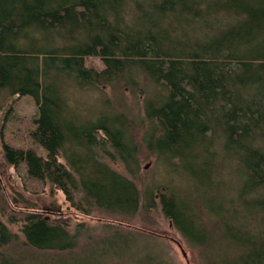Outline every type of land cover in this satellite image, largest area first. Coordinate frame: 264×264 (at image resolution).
I'll return each instance as SVG.
<instances>
[{
    "label": "trees",
    "instance_id": "trees-1",
    "mask_svg": "<svg viewBox=\"0 0 264 264\" xmlns=\"http://www.w3.org/2000/svg\"><path fill=\"white\" fill-rule=\"evenodd\" d=\"M93 57L102 70L87 64ZM71 82L139 91L144 118L107 99V113L81 121L67 98ZM9 96L32 98L37 115L6 107ZM0 119L4 165L25 192L61 190L105 234L147 242L148 264H176L156 253V199L173 228L204 248L203 264H264V0H0ZM146 123L142 145L165 171L225 193L230 208L219 197L214 206L195 204L198 194L183 199L171 180L139 186ZM229 169L242 178V205L237 179L230 189L215 178ZM2 184L0 264H72L70 248L89 226L72 231ZM6 208L10 222H22L21 242L2 220Z\"/></svg>",
    "mask_w": 264,
    "mask_h": 264
},
{
    "label": "rangeland",
    "instance_id": "rangeland-1",
    "mask_svg": "<svg viewBox=\"0 0 264 264\" xmlns=\"http://www.w3.org/2000/svg\"><path fill=\"white\" fill-rule=\"evenodd\" d=\"M87 64L90 67L96 68L98 70H102L104 68L103 62L97 57L88 59ZM67 94L71 108L75 113L78 114V119L84 122L94 121L96 118L100 117V115L107 113V111L110 110V108H107L105 105L107 99H110V104L113 107H118V104L120 106L123 104L125 110H127L129 115L136 119L138 123H140V119L142 117L144 118L143 103L145 96H143V93L138 91L137 96L139 98H135L128 87H125L124 93L122 94L118 85L117 87L101 86L100 88L93 87L84 89L78 87L75 82H71V86H69ZM5 104L6 107L14 105L18 112H20L22 115H37L38 113L37 106L34 100L30 97L19 98L17 96H9ZM146 127L147 123L144 125V127L139 129V142L141 144L139 159L143 174L141 175V179L138 181L141 188H144L146 184H152L154 181L164 183L169 180L167 183H170L171 181L174 182V184H176L175 187H178L177 189L181 187L184 188V192L180 193L183 199L193 202V196L198 194L196 198L199 200L195 204H198L201 201L202 203H208L210 206H214L212 204H217L215 199H218L219 197L223 198V200H226L225 205L227 207L230 205V202L227 200L228 197L226 198L225 193L217 192V196L212 193V191L207 192L205 189H203L204 187L201 188L198 184H196V186L199 189L195 188V182H193L191 178V181L188 179L186 181L184 178H182L183 176L168 174L164 167L159 164L162 162L158 159V157L148 153L145 146L142 145V136L146 131ZM61 161L65 162L64 159H61ZM107 162L114 169L125 173V170L121 164L110 161L109 159ZM4 164L2 144L0 140V178L3 182L2 188L9 197H12V194H16L20 196V199H28L29 201L39 203L43 208H45V211L52 220H57L61 223L64 222L70 225L73 228H71L72 231L75 230V227L83 223L89 226L88 232L84 233V236L79 238V240L74 244L73 248H70L69 259L73 258L70 263L74 264V261L78 260V264H148L149 256L146 255L147 253H144L145 249H143L145 246L148 247L147 242L139 241L134 243L131 240L128 241V239L120 241L115 236H113V230H110V232L105 234L102 232V225H100L96 219L84 218L83 215L75 211V209L71 207V204L66 200L65 194L61 190H55L52 192V189L47 188L45 192L38 195L25 192L15 169ZM147 166L148 168L145 169ZM215 178H220L222 183H226V185L229 186L227 188L230 189L236 179L238 180L237 182L240 184V186L242 184V178L238 174L237 176L233 174L230 169L228 172L218 170L217 176H215ZM240 186L237 187V191L234 196L241 204L242 195ZM163 190L166 191L167 189L162 188V191ZM185 191L188 192L185 193ZM155 193L157 195V192ZM156 200L158 207L150 212V217L151 220L156 223L158 232H160L163 236V248L161 247V249H157L158 251H156V253H158L159 256H161L163 253V255L170 257L171 260L176 264H203V255H205L204 248L199 246H191L180 235V233L173 228L171 223L165 219L161 211L159 200ZM239 203H237V206L241 211L242 208L240 206L242 204L240 205ZM5 211L6 213L1 214L2 220L6 223L8 228L18 236L19 242L23 241L24 235L21 231L22 222H10V217L13 215L12 208H6ZM14 213L16 214V212ZM216 231L219 233V228L215 229V232ZM224 232L225 227L222 229L223 234ZM169 237H173L172 239H176L182 245L184 251L186 252L187 259L184 257L183 252L176 241L174 242ZM218 244L219 247L222 246L221 242ZM214 247H216V245ZM138 249H141V252L143 251V253L138 254L136 252ZM214 249L216 250V248ZM215 250H212L213 254L215 253ZM13 253L19 255L17 249H15ZM39 255V257H41L40 259H46L48 257L42 253ZM31 259L35 260L36 258L31 257ZM48 264H53V262L49 261Z\"/></svg>",
    "mask_w": 264,
    "mask_h": 264
},
{
    "label": "water",
    "instance_id": "water-1",
    "mask_svg": "<svg viewBox=\"0 0 264 264\" xmlns=\"http://www.w3.org/2000/svg\"><path fill=\"white\" fill-rule=\"evenodd\" d=\"M148 168V166L147 167H145V169H147ZM178 245H179V247L181 248V250H182V252H183V255H184V257L187 259V255H186V252L184 251V249H183V247H182V245L177 241L176 242Z\"/></svg>",
    "mask_w": 264,
    "mask_h": 264
},
{
    "label": "bare ground",
    "instance_id": "bare-ground-1",
    "mask_svg": "<svg viewBox=\"0 0 264 264\" xmlns=\"http://www.w3.org/2000/svg\"><path fill=\"white\" fill-rule=\"evenodd\" d=\"M131 8H133V7H131ZM134 13H135V11H134ZM69 152V151H68ZM236 175V174H235ZM238 179V178H237ZM238 181V180H237ZM239 184V183H238ZM237 185V184H236ZM242 185V184H241ZM238 186H240V184L238 185ZM244 215V214H243Z\"/></svg>",
    "mask_w": 264,
    "mask_h": 264
},
{
    "label": "flooded vegetation",
    "instance_id": "flooded-vegetation-1",
    "mask_svg": "<svg viewBox=\"0 0 264 264\" xmlns=\"http://www.w3.org/2000/svg\"><path fill=\"white\" fill-rule=\"evenodd\" d=\"M169 238H170V239H172L173 237H169ZM172 240H173L174 242H175V241L177 242V240H176V239H175V240H174V239H172Z\"/></svg>",
    "mask_w": 264,
    "mask_h": 264
}]
</instances>
